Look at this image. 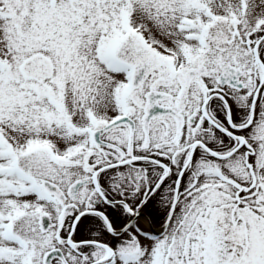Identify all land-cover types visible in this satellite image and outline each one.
<instances>
[{
    "label": "snow or ice",
    "instance_id": "1",
    "mask_svg": "<svg viewBox=\"0 0 264 264\" xmlns=\"http://www.w3.org/2000/svg\"><path fill=\"white\" fill-rule=\"evenodd\" d=\"M0 264H264V0H0Z\"/></svg>",
    "mask_w": 264,
    "mask_h": 264
}]
</instances>
